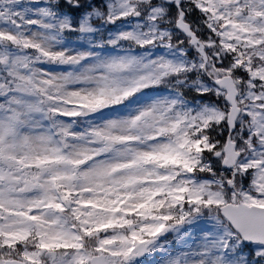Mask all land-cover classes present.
Segmentation results:
<instances>
[{
	"label": "snow or ice",
	"instance_id": "snow-or-ice-1",
	"mask_svg": "<svg viewBox=\"0 0 264 264\" xmlns=\"http://www.w3.org/2000/svg\"><path fill=\"white\" fill-rule=\"evenodd\" d=\"M0 264H264V0H0Z\"/></svg>",
	"mask_w": 264,
	"mask_h": 264
}]
</instances>
